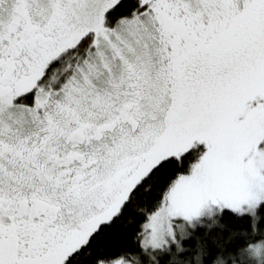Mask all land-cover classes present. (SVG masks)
Here are the masks:
<instances>
[{
  "label": "snow or ice",
  "instance_id": "obj_1",
  "mask_svg": "<svg viewBox=\"0 0 264 264\" xmlns=\"http://www.w3.org/2000/svg\"><path fill=\"white\" fill-rule=\"evenodd\" d=\"M0 264H264V0H0Z\"/></svg>",
  "mask_w": 264,
  "mask_h": 264
}]
</instances>
